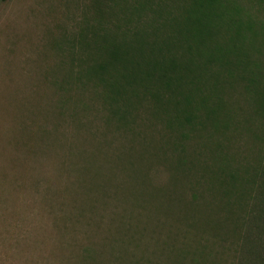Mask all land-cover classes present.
<instances>
[{"label":"rangeland","instance_id":"rangeland-1","mask_svg":"<svg viewBox=\"0 0 264 264\" xmlns=\"http://www.w3.org/2000/svg\"><path fill=\"white\" fill-rule=\"evenodd\" d=\"M230 1L256 33L248 54L263 83L264 11L253 0ZM92 2L0 0V264H117V255H123L120 264H127L126 247L137 260L154 257L169 233L162 228L160 239L155 227L164 225L162 212L161 224L157 218L148 221L153 213L146 210L156 212L159 203H136L159 197L140 186L143 167L133 160V172L122 170L127 163L119 160L130 158L120 154L121 146L132 145L130 134L108 122L97 90L68 79L72 66L78 71L77 60L71 63L80 47L75 36L94 22ZM220 80L231 116L218 130L211 124L202 129L213 164L205 165L206 172L218 170L228 157L241 163L251 153L254 159L252 151L264 138L256 113L261 97L249 94L246 82L228 80L226 73ZM147 122L138 124V133L149 129ZM149 133L167 132L154 123ZM151 168L153 185L167 186L170 174L157 171L156 163ZM202 187L183 178L179 192L185 203H197ZM138 227L143 236L136 235ZM135 235L139 251L130 242Z\"/></svg>","mask_w":264,"mask_h":264},{"label":"trees","instance_id":"trees-1","mask_svg":"<svg viewBox=\"0 0 264 264\" xmlns=\"http://www.w3.org/2000/svg\"><path fill=\"white\" fill-rule=\"evenodd\" d=\"M92 1L94 22L85 23L75 36L80 47L71 63L77 60L78 71L75 74L72 66L67 76L72 85L97 90L109 112L108 122L130 134L132 145L120 144V154L130 158L119 160L127 163L122 170L133 172V160L143 167L140 186L145 184L159 197L136 203H159L156 212L145 209L153 213L148 221L157 218L161 224L162 212L164 225L155 227L160 239L162 228L169 232L154 257L137 260L126 247L125 261L264 264V138L252 151L254 159L251 153L241 163L228 157L218 170L206 172L205 165L213 168V164L207 154L210 145L204 142L205 129L202 131L207 124L218 130L231 116L220 80L224 73L228 80L246 82V91L261 97L256 113L260 112L264 126L263 76L257 75L248 54L250 36L256 33L249 31L230 0ZM253 1L264 11V0ZM146 121L149 129L138 133V124ZM154 123L167 133L151 137ZM193 133L195 138L189 143ZM209 139L215 141L214 136ZM142 150L146 157L141 161ZM153 163L157 171L170 174L167 186L153 185ZM183 178L203 186V193L195 195L197 203H185L181 197ZM170 204L176 205L169 208ZM136 235H144L141 228ZM136 235L130 241L135 251L141 246ZM118 251L122 253V249ZM117 257L120 264L123 255Z\"/></svg>","mask_w":264,"mask_h":264}]
</instances>
